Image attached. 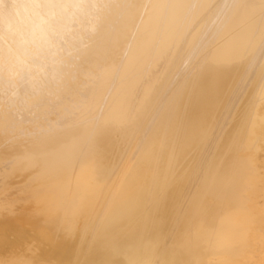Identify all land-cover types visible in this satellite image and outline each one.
<instances>
[{
    "label": "bare ground",
    "instance_id": "6f19581e",
    "mask_svg": "<svg viewBox=\"0 0 264 264\" xmlns=\"http://www.w3.org/2000/svg\"><path fill=\"white\" fill-rule=\"evenodd\" d=\"M0 264H264V0H0Z\"/></svg>",
    "mask_w": 264,
    "mask_h": 264
}]
</instances>
